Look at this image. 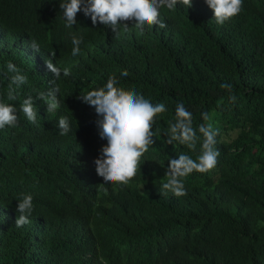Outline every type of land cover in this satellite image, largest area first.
<instances>
[{
	"label": "trees",
	"instance_id": "obj_1",
	"mask_svg": "<svg viewBox=\"0 0 264 264\" xmlns=\"http://www.w3.org/2000/svg\"><path fill=\"white\" fill-rule=\"evenodd\" d=\"M160 15L165 28H130L116 38L82 12L65 27L59 0H0V101L19 110L24 98L52 87L46 60L71 69L55 81V113L36 101V124L18 111V126L0 130V264H264V0H243L223 25L203 0ZM72 35L83 37L75 57ZM8 61L28 77L16 101L7 99ZM111 75L168 111L155 117L160 132L140 172L126 187L106 185L105 195L93 161L106 141L94 109L77 97ZM223 83L233 86L234 103ZM180 102L194 127L209 113L220 156L214 169L185 178L187 195L177 198L160 179L168 158L195 157L165 143ZM61 116L71 128L64 136ZM20 193L32 195L34 210L16 228Z\"/></svg>",
	"mask_w": 264,
	"mask_h": 264
},
{
	"label": "clouds",
	"instance_id": "obj_2",
	"mask_svg": "<svg viewBox=\"0 0 264 264\" xmlns=\"http://www.w3.org/2000/svg\"><path fill=\"white\" fill-rule=\"evenodd\" d=\"M203 2L211 10L212 19L219 25L243 11V0ZM178 3L190 8L192 0H59V10L67 28H72L77 23L75 17L78 12H82L85 17L91 19L93 26L99 23L119 38L121 32L127 33L130 28H135L141 33L145 26L165 28L167 25L161 20V8L172 10ZM129 23L132 27H129ZM71 42V55L75 57L80 54L83 37L72 35ZM30 47L36 52L40 51L35 41H31ZM50 54L55 55L54 52ZM45 65L54 77L49 81L52 87L47 91H37L35 99L31 95L24 98L19 104V110L14 104L0 101V130L18 126V111L23 113L29 123L36 124V101L43 102L47 113H55L59 109L60 89L55 81L60 79L61 72L63 76H69L71 69L54 66L50 59L45 61ZM7 70L13 73L8 84L7 99L16 101L19 99L17 89L28 83V77L11 61L7 62ZM122 75L127 76L128 73L125 71ZM221 88L227 90L230 102L234 103L236 96L232 94L233 86L223 83ZM77 99L94 109L98 136L106 141L93 161L97 176L103 180V183L96 185L98 190L107 195L106 185L128 186L137 172H140L141 158L153 147L154 137L160 132V129L153 130L155 117L168 111L166 105L153 103L135 89L119 86L115 75L109 76L102 86L78 95ZM201 118L205 123L194 127L192 112L182 102L177 103L174 115L163 132L167 145L177 143L195 153V157L181 153L174 159L168 158V167L164 177L160 179L161 188L177 198L187 195L185 178L193 173L205 174L218 163L220 152L216 148V137L220 130L214 128L207 111L201 113ZM57 126L61 136L71 131L67 117H59ZM16 201L15 227L20 228L30 223L29 217L34 210L33 197L31 194L20 193Z\"/></svg>",
	"mask_w": 264,
	"mask_h": 264
}]
</instances>
